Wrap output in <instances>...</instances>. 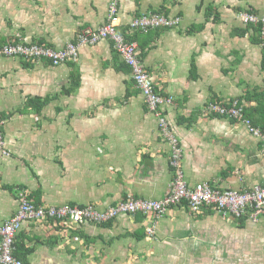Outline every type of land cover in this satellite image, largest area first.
Wrapping results in <instances>:
<instances>
[{"label": "crops", "instance_id": "obj_1", "mask_svg": "<svg viewBox=\"0 0 264 264\" xmlns=\"http://www.w3.org/2000/svg\"><path fill=\"white\" fill-rule=\"evenodd\" d=\"M109 1L0 0V43L22 39L62 48L83 28L103 25ZM240 10L264 13V0H120L122 28L145 12L183 19L178 27L136 32L135 41L156 89L174 96L165 111L184 148L191 186L264 185L263 142L242 122L205 112L210 101L264 92V45L252 40L253 27L241 23ZM195 25L200 28L191 32ZM131 72L108 39L83 46L77 61L60 65L0 57L9 152H0V224L17 211L20 189L38 205L100 208L129 196L167 194L174 177L169 145ZM74 74L78 87L66 94ZM152 220L121 214L111 223L74 228L28 221L18 236L34 249L30 264H228L220 253L230 246L240 254L238 264H264V216L254 221L223 217L213 207L196 213L174 206L150 236Z\"/></svg>", "mask_w": 264, "mask_h": 264}, {"label": "built area", "instance_id": "obj_2", "mask_svg": "<svg viewBox=\"0 0 264 264\" xmlns=\"http://www.w3.org/2000/svg\"><path fill=\"white\" fill-rule=\"evenodd\" d=\"M120 0H110L107 21L100 27H85L64 47L56 48L39 42H26L12 39L0 44V57H18L29 61H48L52 65L75 62L79 59L80 49L86 45H95L103 39L112 42L114 49L122 60L132 69L135 86L142 92L146 106L157 118L158 127L164 140L169 145L170 165L174 177L169 184L167 194L159 199L136 198L129 196L115 205L100 208L94 203L84 205H38L24 189H20L19 207L4 223L0 224V264H25L15 254V243L25 222L53 220L74 228L86 222L103 223L117 218L121 214L138 213L153 217L147 228L148 235L155 236L160 220L174 206H186L199 213L204 207L215 208L223 217H241L248 215L258 221L264 216V185L255 184L245 190L221 189L207 181L189 185L184 170V148L179 137L166 116V107L174 104V96L163 95L154 84L139 51L138 43L128 39V33L137 30L148 32L156 28H174L180 26L182 17L169 16L162 12H145L136 16L126 27L120 23ZM238 19L245 26L254 25L264 35V13L240 10ZM245 104L238 98L210 101L205 105V112L220 115L242 122L248 131L264 145V128L247 116ZM5 120L0 116V152L8 154L5 149Z\"/></svg>", "mask_w": 264, "mask_h": 264}, {"label": "trees", "instance_id": "obj_3", "mask_svg": "<svg viewBox=\"0 0 264 264\" xmlns=\"http://www.w3.org/2000/svg\"><path fill=\"white\" fill-rule=\"evenodd\" d=\"M139 15H141V14H139ZM139 15H137V16H139ZM250 27H253V30H254V33L252 35L253 36L252 40L254 42H256V43H263V45H264V35L261 34L260 27L254 26V25H251V26L248 25V26H246V28H248V29ZM199 28H200V25H197V26L195 25V26L191 27L190 31L191 32H195ZM125 29L126 28H124L123 30H125ZM136 32H140V30H137V31L128 33V39L129 40H136V36H135ZM9 40H11V39H8L7 41H9ZM16 40H19V39H16ZM7 41H5V42H7ZM26 42H35V41H26ZM39 43H42V42H39ZM0 44H3V43H0ZM124 64L127 65L125 62H124ZM262 68L264 70V57H263V62H262ZM77 87H78V82H77L76 75L74 74L73 75V78H72V84H71V86L64 88L63 89V92L66 93V94L72 93L73 91H75L77 89ZM238 99L243 104H245L244 99L247 100V101L248 100H256L258 102V104H257L256 107H250V106H246L245 105L246 106L245 107V111H246L247 116H249L254 121L255 124L261 125L264 128V119H263L264 118V115H263V112H262V111H264V92H258V91H255L254 93L248 92L247 95L242 96V97H238ZM31 103H33V101H31ZM37 104H38L37 105L38 108L40 109L42 107L41 100H39V101L37 100ZM255 112H259L260 113V117L255 116L253 114ZM260 118H262V119H260ZM35 203H36V200H35ZM37 203H39V202H37ZM81 205H84V204H81ZM139 214L140 213L136 214V216L137 215L139 216ZM140 215H143V214H140ZM246 216H248V215H243L241 217H235V218L236 219H242L243 217H246ZM112 221H113V219L107 221L106 223H111ZM15 247H16L15 254L20 259H22L25 264H30L29 261H28V255L31 254L34 251V249L33 248L26 247L25 246V243L20 240V235L17 236L16 243H15Z\"/></svg>", "mask_w": 264, "mask_h": 264}, {"label": "rangeland", "instance_id": "obj_4", "mask_svg": "<svg viewBox=\"0 0 264 264\" xmlns=\"http://www.w3.org/2000/svg\"><path fill=\"white\" fill-rule=\"evenodd\" d=\"M173 208V207H172ZM171 208V209H172ZM170 209V210H171ZM169 210V211H170ZM168 211V212H169ZM147 231V230H146ZM147 234H148V231H147ZM221 249H224L223 251H221V257H222V259H223V261H222V263H225L226 262V260L228 261L227 263L228 264H238V260H239V255L237 254H235V251H234V248L232 247V246H230V247H226V248H221ZM220 254H219V256H220ZM228 254H230V255H228ZM199 256H202V253L199 255V254H197L196 253V257L194 256V258H195V260H196V262L198 263L199 261H200V259H198L197 260V257H199ZM206 256V255H205ZM204 256V257H205ZM204 257H200V258H204ZM214 256H212V258H213ZM216 257V256H215ZM241 257H243V255H241ZM217 259H218V257H217ZM192 260V259H191ZM201 262V261H200ZM216 264H221V262H215Z\"/></svg>", "mask_w": 264, "mask_h": 264}]
</instances>
